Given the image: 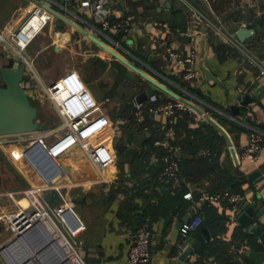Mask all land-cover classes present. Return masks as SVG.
I'll list each match as a JSON object with an SVG mask.
<instances>
[{"label": "crops", "instance_id": "0c3cea01", "mask_svg": "<svg viewBox=\"0 0 264 264\" xmlns=\"http://www.w3.org/2000/svg\"><path fill=\"white\" fill-rule=\"evenodd\" d=\"M38 1L0 0V34L9 39ZM81 1L85 0H51L49 7L64 18L52 13L51 19L26 46L25 53L43 84H50L67 70L79 72L97 101V108L93 112L105 113L111 121L105 130L87 143H106L114 153V162L100 171L91 163L82 147L75 145L57 159L61 171L54 175L45 168L34 171L23 163L24 159L31 163L23 152L25 148L20 146L24 142L6 145V149H1L3 154L14 163H20V171L28 186L0 191V213L14 210L16 203L26 205L21 190L31 187H38L40 196L51 207L69 205L78 219V223L69 229L63 225L65 235L79 255L70 256L69 261L73 264H131L127 252L138 210H145L151 217L149 264H200L202 259L204 264L252 262L247 252L258 249L257 238L237 223L234 211L246 200H254L257 194L264 200V141L256 160L238 155L241 173H237L225 139L226 146L211 131L212 125L203 127L185 112H176L167 117L147 111L146 122L149 126L159 131L165 126L173 127L176 137L185 145L179 155L181 175L176 180L160 182L158 186L154 178L160 169V149L147 143V135L143 132L130 133L128 126L132 120L126 116L125 105H132L135 95L144 89L145 80L137 73L133 78L127 77L125 73L128 68L88 38L81 29L97 37L181 98L189 97L185 92L187 90L199 99L205 96L218 105L220 109L205 101L207 107L242 127L238 129L226 121L223 126L236 149L247 143L251 128L264 125V78L258 79L255 66L237 51L229 49L221 37L208 32V57L204 64L219 82L206 81L198 65L199 58L204 54L201 32L204 24L194 18L183 0H108L111 3L107 4L111 20L128 14L135 18L133 27L124 39L118 33L102 31L91 14L80 9ZM187 1L212 20L222 22L230 31L236 32L245 24L252 34L242 42L264 59V0ZM157 20L168 23L171 32L159 37L153 25ZM154 37H157L156 41ZM194 44L198 45L199 50L195 63L199 76L185 82L181 77L183 67L168 56L165 47L171 45L187 52ZM5 55L15 54L4 41H0V63L5 61ZM31 73L27 68L26 74L30 77L23 80V86L33 102H42L41 90L33 82ZM122 73L124 76L119 82ZM130 80L137 82L138 86L127 89L125 84ZM155 92L165 98L171 97L158 89ZM245 94L253 97V102L247 107L241 106L238 101V97ZM231 104L238 106L239 115L233 116ZM212 117L220 123L216 117ZM139 134H142L140 139ZM256 169L262 172L263 178L260 180L248 177ZM228 187L239 188L243 195L236 208L207 200L196 203L205 193ZM50 191L61 197L60 202L53 206L45 197ZM8 192H13V198L7 195ZM187 192H191V199L183 196ZM74 199L79 201L74 202ZM260 204L258 200V206ZM195 214L202 216V223L184 239L178 225L182 219L190 220ZM261 222L264 224V213ZM45 224L58 244L51 247L49 254L56 255L59 246L65 253L68 252L65 238L57 225L52 220L45 221ZM202 227L210 234L203 255L193 252L180 260L181 248L196 241ZM70 229L76 230L75 233ZM40 234L41 231H33L24 238L30 245V240L38 238ZM16 235L0 224V264H13L2 248ZM208 243L213 244L211 253L206 249ZM8 250L16 257L15 251ZM35 259V264H43Z\"/></svg>", "mask_w": 264, "mask_h": 264}, {"label": "built area", "instance_id": "2783aa9c", "mask_svg": "<svg viewBox=\"0 0 264 264\" xmlns=\"http://www.w3.org/2000/svg\"><path fill=\"white\" fill-rule=\"evenodd\" d=\"M50 1L39 0L28 17L11 33L9 39L0 34V41H4L21 61H25L26 72L27 68H30L36 76L41 86L42 96L55 110L60 119V125L57 129L44 133L27 132L0 135V149H4L9 144L24 142L28 145L24 153L32 166L39 171L45 168L55 175L61 171L57 159L75 145H80L91 163L102 171L114 162V153L104 142L97 141L88 144L87 141L99 135L111 124L109 117L102 112H93L97 108V101L77 70H67L50 84H43L36 75L29 56L25 53L26 46L53 15L45 7L46 5H50ZM183 1L192 11L194 18L207 27L209 33L221 37L233 50L237 51L250 64L255 66L258 71V79L264 78V59L253 53L237 37L236 32L228 30L222 22L212 20L191 2L187 0ZM107 4L108 0H85L81 1L80 9L83 12L90 13L102 31L118 33L121 39H124L133 27L135 18L132 14H128L113 21L109 18ZM153 25L158 30L157 35L159 37L171 32L170 26L165 21L157 20L153 22ZM153 40L156 41L157 37H154ZM165 50L169 57L173 58L178 65L183 67L181 74L183 81L191 82L199 76V71L195 67L199 52L197 44H194L187 52H182L171 45H167ZM185 92L189 94L188 98H183L188 101L187 103L173 97L163 99L158 92L154 91L146 98L150 103H153L148 108V111L167 117L178 111H182L187 113L197 123L204 119L205 114L211 115L206 110L208 104L205 101L187 90ZM189 103L200 107L202 113H198ZM132 107L136 123L141 125L144 134L150 136L151 130L149 126L143 123L146 111L144 101L136 102L133 100ZM263 141L264 131L256 127L251 128L248 134V141L239 149V155L243 158L256 160ZM152 144L155 147L161 148V154L159 155L161 166L157 178L161 182L178 179L180 173L179 155L182 152V147L176 137L174 128L171 126L165 127L163 132L152 141ZM39 191L38 187L21 190L27 204L21 205L20 203H16L14 210L0 213V224L7 231L13 234H20L47 218L53 219L58 228L64 229V226H67L69 229V223L62 217L64 209L69 205L51 207L40 196ZM7 195L13 198V192H8ZM183 196L188 199L192 198L191 192H187ZM203 200L217 205L226 203L227 205H231L232 208H236L240 201L243 200V195L226 188L217 192L205 193L196 203ZM201 223L202 216L200 214H195L190 220L185 221L180 227L182 237L184 239L187 238ZM75 231L71 230L72 233H75ZM151 235L152 222L150 216L147 215L136 225L133 231L132 240L127 252V257L131 264L150 263ZM65 242L68 250L78 255L68 238H65Z\"/></svg>", "mask_w": 264, "mask_h": 264}, {"label": "water", "instance_id": "95a60500", "mask_svg": "<svg viewBox=\"0 0 264 264\" xmlns=\"http://www.w3.org/2000/svg\"><path fill=\"white\" fill-rule=\"evenodd\" d=\"M111 3H108L110 5ZM54 15L64 18L55 9L45 6ZM112 18V17H111ZM81 32L86 34L88 38L96 42L100 47L106 50L112 57L124 64L128 70L125 75L129 78L134 77V73H137L145 80V87L137 95L134 100L136 102H143L146 100L149 94H152L155 90H160L168 94L169 96L177 99H181L184 102L187 100L180 97L179 94L175 93L161 82L153 78L147 72L138 68L131 61L126 59L120 53L109 47L107 44L100 41L97 37L92 34H88L85 30L81 29ZM202 37L204 38V54L198 60L199 68L206 81L212 83H218L219 80L214 74L205 66V61L208 57V29L204 25L202 30ZM252 34V30L246 25L240 26L236 30L237 37L244 41L247 37ZM150 50V47H148ZM150 59V58H149ZM26 74V63L21 61L17 55H5V61L0 63V135L14 134V133H27L35 132L39 130V122L37 120L38 109L32 104V101L23 86L24 76ZM238 101L241 106L247 107L253 102V97L249 94L238 97ZM198 113H202V109L192 103H189ZM230 109L233 116L239 115V108L236 104H231ZM200 125H212L218 132L224 137L227 147L229 148L233 161L235 163V171L241 173L239 170V157L240 150L236 149L233 142L220 123H218L211 115H204V119L199 122ZM142 134L138 135L140 139ZM249 178L254 180H260L263 178L262 172L259 169L252 171ZM258 200L260 205L258 206ZM79 201L74 199V202ZM264 213V200L257 194L256 198L252 201L246 200L237 209L234 214L236 215V221L238 224L246 228L248 234L254 235L257 238L258 249L256 251H248L247 254L251 257L252 262L247 264H264V224L261 222V216ZM63 219L69 223L72 227L78 223V219L71 210L70 206H67L62 213ZM187 221L182 219L178 225L181 227L182 224ZM41 231L42 234L36 239H32L29 245L24 238L30 233ZM210 239V234L205 227H202L200 233L197 235L196 241L187 244L179 253V259L184 260L191 253L195 252L202 255L204 253V246L206 241ZM58 245L57 242L52 238L51 234L43 227L42 222L33 225L25 232L14 236L9 242L2 248L3 253L6 254L8 259L13 264H35L36 259L42 261L43 264H73L69 261V257L65 254L63 249L59 246L58 253L56 255L49 254L51 247ZM24 247L26 249L24 250ZM15 251L16 257H14L8 250ZM64 260V262L62 261Z\"/></svg>", "mask_w": 264, "mask_h": 264}, {"label": "rangeland", "instance_id": "374dc122", "mask_svg": "<svg viewBox=\"0 0 264 264\" xmlns=\"http://www.w3.org/2000/svg\"><path fill=\"white\" fill-rule=\"evenodd\" d=\"M31 76L33 77V82L37 87L41 89V86L36 78V76L31 73ZM30 77V75L26 74L24 76V79H27ZM31 79V78H30ZM42 92V90H41ZM44 99V98H43ZM45 100V99H44ZM32 101L36 108L38 109V115L37 120L39 122V130L32 132V133H44L47 131L55 130L60 125V119L57 116L55 110L51 107V105L47 101ZM22 148H26L28 145L23 144L20 145ZM7 147H5L6 149ZM24 152V151H23ZM23 163L27 165L31 169H35L31 163H29L27 160H23ZM19 162H13L10 159L6 158V156L3 154V150L0 149V191L5 190H15L27 187L28 184L26 182V178H24L23 173L21 170V165H19ZM35 171V170H34ZM46 199L48 200L49 204L53 206V204H58L61 200V197L57 193L49 192L45 195ZM60 226V225H59ZM61 232L64 235V238H67L65 235L64 229L59 227Z\"/></svg>", "mask_w": 264, "mask_h": 264}, {"label": "trees", "instance_id": "16d2710c", "mask_svg": "<svg viewBox=\"0 0 264 264\" xmlns=\"http://www.w3.org/2000/svg\"><path fill=\"white\" fill-rule=\"evenodd\" d=\"M229 49H231V47L229 46ZM124 75H123V73L120 75V80H119V82H121V78L123 77ZM126 88L128 89V88H134V87H137L138 86V84H137V82H135V81H133V80H130V82H127L126 84ZM141 91V90H140ZM163 99H166L165 97H162ZM202 99H204V101H206L207 103H210L211 105H214L215 107H217L218 109H220V107L218 106V105H216L214 102H211L209 99H207L205 96H202ZM32 101V100H31ZM129 102V101H128ZM32 104H33V102H32ZM144 104H145V109H146V111H145V118H144V124H146V125H148V123L146 122L147 120V111H148V108L150 107V106H152L153 105V103H150L148 100H146V101H144ZM34 105V104H33ZM35 106V105H34ZM126 108H127V113H126V116H127V119L129 118V119H131L132 121H131V123L129 124V126L128 127H130V129H131V132L130 133H134L135 131H140V132H142V129H141V125H138L137 123H136V121H135V118H134V115H133V107H132V105L129 103H127L126 105ZM206 110H208L210 113H211V115H213L214 117H216L217 119H218V121L220 122V124H222V126H225L224 125V123H226V122H229V124H231L233 127H237L238 129H242V127L240 126V125H237V124H235L234 122H231V121H228L226 118H224L219 112H217V111H214V110H212L211 108H209V107H207L206 106ZM178 112H182V111H178ZM226 121V122H225ZM149 126V125H148ZM203 127H206V126H208V125H202ZM165 127H167V126H165ZM164 127V128H165ZM149 128H150V130H151V134H150V136H148L147 135V143H149L151 146H153V147H155L153 144H152V141L157 137V136H159L162 132H163V129L162 130H157L155 127H151V126H149ZM258 128L259 129H261V130H263L264 131V125H258ZM211 131L214 133V134H217L218 136H219V138L221 139V141L223 142V145H225L226 146V144L224 143V137L218 132V130L217 129H215L213 126H211ZM229 131V130H228ZM250 131V130H249ZM178 139V138H177ZM179 141V143L181 144V147H182V149H184V143L181 141V140H178ZM159 148V147H158ZM160 150V152H159V155L161 154V148H159ZM179 164H180V173H179V176L181 175V172H182V167H181V162H180V159H179ZM159 165L161 166V164L159 163ZM159 166V167H160ZM159 171H160V169H159ZM159 173V172H158ZM158 173H157V175H156V177L154 178V182L159 186V184H160V180L157 178V176H158ZM226 189V188H225ZM228 189L229 190H231V191H233V192H238V193H241V190L239 189V188H231V187H228ZM222 190H224V189H222ZM221 191V190H220ZM242 194V193H241ZM228 206L229 207H231V205H229L228 204ZM232 208V207H231ZM137 223H136V225L145 217V216H147V215H149L150 216V214L148 213V212H146L145 210L144 211H137ZM151 218V217H150ZM206 249L208 250V253H211L212 252V249H213V244L212 243H208V245H207V247H206ZM203 255V254H202ZM205 260V259H204ZM202 262H200V264H204V261H203V259L201 260ZM228 264V263H227ZM230 264H232L231 262H230Z\"/></svg>", "mask_w": 264, "mask_h": 264}, {"label": "bare ground", "instance_id": "6f19581e", "mask_svg": "<svg viewBox=\"0 0 264 264\" xmlns=\"http://www.w3.org/2000/svg\"><path fill=\"white\" fill-rule=\"evenodd\" d=\"M47 220H52L53 221V219H51V218H47V219H45L43 222H42V225H43V227L48 231V229L46 228V224H45V221H47ZM54 222V221H53ZM55 223V222H54ZM58 227V226H57ZM59 229V228H58ZM60 232H61V230H59ZM49 232V231H48ZM61 234L63 235V233L61 232ZM64 236V235H63ZM69 258H70V256H74V255H76L75 253H72V251H68V252H66L65 253Z\"/></svg>", "mask_w": 264, "mask_h": 264}]
</instances>
